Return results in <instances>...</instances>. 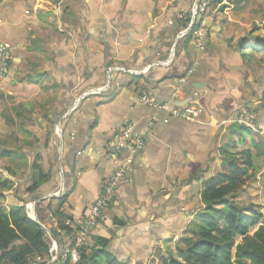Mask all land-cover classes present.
Segmentation results:
<instances>
[{
    "label": "crops",
    "instance_id": "1",
    "mask_svg": "<svg viewBox=\"0 0 264 264\" xmlns=\"http://www.w3.org/2000/svg\"><path fill=\"white\" fill-rule=\"evenodd\" d=\"M59 1L0 0V42L14 48L0 92V174L13 183L0 202L6 211L31 204L38 223L52 231L63 221L74 235L110 176L129 164L108 147L130 128L147 144L95 236L122 264L178 258L205 210L206 183L232 154L253 152L254 178L237 201L264 215V138L235 122L244 110L264 119V64L244 56L240 20L215 7L202 16L208 42L198 48L177 41L192 0H63L57 12ZM144 96L203 114L175 119ZM55 240L62 251L70 245L67 235Z\"/></svg>",
    "mask_w": 264,
    "mask_h": 264
},
{
    "label": "trees",
    "instance_id": "2",
    "mask_svg": "<svg viewBox=\"0 0 264 264\" xmlns=\"http://www.w3.org/2000/svg\"><path fill=\"white\" fill-rule=\"evenodd\" d=\"M208 1L211 10L218 5L223 8L224 0ZM241 45L249 51L245 57L250 61L257 58L264 64V38L250 37L248 41L242 40ZM254 164L251 150L230 155L223 170L205 185L202 193L205 210L197 215L192 237L182 241L178 258L170 256L162 264H264V215L257 205L242 206L237 201L254 178ZM12 185L0 174V202L3 192ZM58 224L62 230L67 229L63 221ZM252 231H255L253 235ZM54 235L60 237L58 233ZM50 248L51 240L29 218L25 205L7 212L0 204V264H32L36 258L46 260ZM77 264L122 263L108 251L107 241L93 237L83 248Z\"/></svg>",
    "mask_w": 264,
    "mask_h": 264
},
{
    "label": "built area",
    "instance_id": "3",
    "mask_svg": "<svg viewBox=\"0 0 264 264\" xmlns=\"http://www.w3.org/2000/svg\"><path fill=\"white\" fill-rule=\"evenodd\" d=\"M63 0H60L56 6L57 12L62 11ZM211 4L208 0H192V5L188 13H182L179 15V23L184 24V28L180 31L177 41L186 37H191L198 48H203L207 45V32L202 22V16L211 13ZM29 14V13H27ZM13 45L9 42H0V92L2 91L3 83L7 77L12 55ZM176 43L171 50V59L175 56ZM122 71H124L122 69ZM131 74H138V72L127 71ZM192 70L188 74H191ZM185 83V79L182 80ZM100 89L93 90L88 94H98ZM140 102L148 107L162 112H168L170 117L185 121H198L203 114V109L191 105L185 108H170L168 104H161L154 101L149 96H144L140 99ZM73 107L72 110H75ZM156 120V119H155ZM236 124L239 126L252 129L264 138V119L261 123L256 122V115L253 111L244 110L236 119ZM56 134L60 139L62 138V130L59 125L55 128ZM132 130L126 128L116 140L109 145L108 151L111 156H118L126 153L128 156V165L135 159V157L144 150L147 144V137H133ZM128 165L116 170L107 181L103 193L95 200L90 206L83 220L78 224L75 229L74 235H69L66 232L60 230L55 224L51 229L45 228L38 223L41 227L46 229V235L51 240L50 256L46 260L36 258L32 264H77L82 255V250L91 243L93 237L96 236L99 223L103 217L105 211L112 204L115 192L118 187V183L126 174ZM59 192L54 193L58 195ZM27 214L31 220L34 221L35 211L30 205L26 206ZM54 233L59 235H67L70 239V245L65 250H60L56 242ZM53 237H55L53 239Z\"/></svg>",
    "mask_w": 264,
    "mask_h": 264
},
{
    "label": "rangeland",
    "instance_id": "4",
    "mask_svg": "<svg viewBox=\"0 0 264 264\" xmlns=\"http://www.w3.org/2000/svg\"><path fill=\"white\" fill-rule=\"evenodd\" d=\"M223 8L218 5L219 14L231 16L240 20L246 38L259 36L264 38V0H224ZM260 70V68H259ZM264 225V220H263ZM255 231H252V235ZM238 239V243L241 242Z\"/></svg>",
    "mask_w": 264,
    "mask_h": 264
},
{
    "label": "water",
    "instance_id": "5",
    "mask_svg": "<svg viewBox=\"0 0 264 264\" xmlns=\"http://www.w3.org/2000/svg\"><path fill=\"white\" fill-rule=\"evenodd\" d=\"M51 197V196H50ZM38 202V200H36L35 201V203H37ZM34 221L35 222H37L38 223V220H37V218L34 216ZM42 229H44V231H46V229L44 228V227H42ZM55 237H53V239H54ZM55 240V239H54Z\"/></svg>",
    "mask_w": 264,
    "mask_h": 264
}]
</instances>
